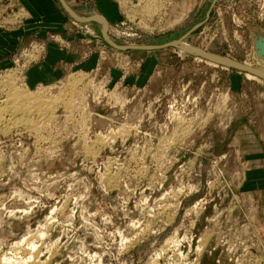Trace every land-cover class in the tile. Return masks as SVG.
I'll list each match as a JSON object with an SVG mask.
<instances>
[{
	"label": "rangeland",
	"instance_id": "374dc122",
	"mask_svg": "<svg viewBox=\"0 0 264 264\" xmlns=\"http://www.w3.org/2000/svg\"><path fill=\"white\" fill-rule=\"evenodd\" d=\"M55 4L58 26L40 27L0 0V102L48 103L0 122V258L264 264V81L177 48L117 51ZM69 5L106 16L119 46L187 41L264 71V0ZM39 64L58 76L42 82ZM19 117L31 123L8 125Z\"/></svg>",
	"mask_w": 264,
	"mask_h": 264
},
{
	"label": "bare ground",
	"instance_id": "6f19581e",
	"mask_svg": "<svg viewBox=\"0 0 264 264\" xmlns=\"http://www.w3.org/2000/svg\"><path fill=\"white\" fill-rule=\"evenodd\" d=\"M72 13L76 16V17H78L79 19H81V20H93V19H96V18H100V17H98V15L97 14H95V13H91V14H89V15H86V16H84V15H80V14H78V13H74L73 11H72ZM96 22V24L99 26V29H100V34L102 33V30H103V24H102V22L101 21H95ZM148 28V27H147ZM146 28V29H147ZM89 37H91V38H94L96 41H98L99 43H102L101 42V37H97V36H94V35H90ZM264 40V39H263ZM263 40H261V41H263ZM259 41H260V39H259ZM264 42V41H263ZM103 44V43H102ZM258 46V45H257ZM260 46V45H259ZM262 46H264V44L262 45ZM259 48V47H258ZM257 48V49H258ZM255 49H256V47H255ZM177 50L179 51V53L182 55V56H185L186 54H188V53H190V52H193L196 56H205V57H203V58H205V62H207V63H209V64H212V63H219V64H223V65H225L226 67H237V69L239 68V69H245V70H247V72H249V73H251V74H253L254 76H251L250 74H247L246 76L248 77V78H255V79H257V80H262V81H264V71H260V70H254V69H252L251 68V66L249 65V64H245L244 66H239L238 64H236V63H233L232 61H229V60H227V59H224V58H222L221 60H219V59H216V58H214V56L213 55H207V53H202V52H200V51H198V50H196V49H193L192 47H190V45H189V43L187 42V41H181V45L177 48ZM259 50H260V48H259ZM261 52H262V50H261ZM260 52V53H261ZM191 54V53H190ZM263 57V56H262ZM261 58V57H260ZM200 59V58H199ZM202 59V58H201ZM260 60H263L264 61V57L263 58H261ZM215 65V64H214ZM212 66H213V64H212ZM80 78V77H79ZM75 80V79H74ZM80 80V79H79ZM9 82V81H8ZM11 82V81H10ZM15 84V83H14ZM69 85V84H68ZM6 86V85H5ZM17 87V86H16ZM21 87V86H20ZM41 88H43V87H41ZM49 88V87H48ZM21 89H22V87H21ZM27 90V89H26ZM38 90H39V88H38ZM43 90H46V89H43ZM31 92V91H30ZM30 92L29 93H23V94H17V95H15V96H11V95H9V98H7V100H5V101H1L0 102V104L2 103V104H4V106H3V108H0V122H2L1 120H3L4 122H6V120H5V118H4V116H3V114L4 113H10L12 116H16L17 117V115L19 114H21V115H24V114H29V113H33V112H37V113H42V112H44L45 113V111H46V109H44V108H42V107H40L42 104L43 105H45V107H47L48 106V103H42L41 105L40 104H38L37 103V101L36 100H38V95H33L32 93L30 94ZM38 92V91H37ZM42 92V91H41ZM39 93V92H38ZM41 95H43L42 93H41ZM82 97V96H81ZM6 99V98H5ZM40 99V98H39ZM41 101V100H40ZM81 101V100H80ZM79 101V102H80ZM63 102V101H62ZM55 103H57V101L55 100L54 101V104ZM58 106V105H57ZM71 106V105H70ZM64 108H67V107H64ZM83 109V108H82ZM85 111V110H84ZM82 112V111H81ZM83 115V114H82ZM2 116H3V119H2ZM7 118V117H6ZM89 118V117H88ZM93 118V117H92ZM15 119V118H14ZM84 120V119H83ZM9 123L10 124H16V126L17 125H21L22 123H25V124H28V123H31L30 121H27V120H22L20 117H19V119H16V120H14V121H8V125H9ZM86 123V122H85ZM2 124H4V123H2ZM37 124V123H36ZM44 124V123H43ZM30 125V124H29ZM5 127V126H4ZM25 129V128H24ZM33 130V129H32ZM83 131V130H82ZM111 133H113V132H111ZM115 135V134H114ZM98 136V135H97ZM102 143V142H101ZM40 235V234H39ZM43 233L41 232V235H40V238L41 237H43ZM26 239V238H25ZM26 243V242H25ZM179 242H177V240L176 241H174L173 242V244H175V247H177L179 244H178ZM28 245H30L29 243H28ZM28 248H29V246H28ZM30 248H31V250L34 252L35 250H37L36 249V247H35V245H34V243H32L31 245H30ZM31 252V251H30ZM36 252V251H35ZM34 252V253H35ZM34 253L33 254H31L28 258H20V261H16V260H14L13 258H11V257H8V256H6V255H3V257H1L0 258V264H36L34 261L36 260H34ZM19 254V253H18ZM17 255V254H16ZM53 255V254H52ZM37 256V255H36ZM16 257H18V256H16ZM15 258V257H14ZM157 258H158V256H157ZM15 259H17V258H15ZM18 260V259H17ZM37 261V260H36ZM38 264V263H37ZM48 264V263H47Z\"/></svg>",
	"mask_w": 264,
	"mask_h": 264
},
{
	"label": "crops",
	"instance_id": "0c3cea01",
	"mask_svg": "<svg viewBox=\"0 0 264 264\" xmlns=\"http://www.w3.org/2000/svg\"><path fill=\"white\" fill-rule=\"evenodd\" d=\"M55 1L60 5V7L62 8V10L64 11L65 14L71 20H74L65 12V10L61 6L59 0H20V4H21L20 7L23 10L24 16L28 15L32 19H35V22H40L39 23L40 27L44 26V24H46V25L50 24V26H53V25L58 26L60 14L58 11V6H57V4H55L56 3ZM64 1H65L66 5L68 6V8L71 10V12L73 11L74 13H76L69 5V4H71V0H64ZM101 3L103 5L106 4L105 2H101ZM98 17L104 19L106 22L108 21V18L104 15L99 14ZM75 22H77V21L74 20V23ZM77 23L82 24V25L85 24V23H80V22H77ZM91 23H87V24H91ZM93 23H96V22L94 21ZM49 48L50 49H49L48 54L50 57L49 59H51L49 65H51V68H53L54 64L57 62L58 51L56 50V48H53V46H51ZM36 68H37V70H35V74L37 75V78H39L42 82H50V81L54 80L59 74V71H53V70L52 71H46L48 67L45 65H42V64H39L38 67H36ZM260 157H262V156H259V159H260ZM259 178L261 179V176ZM249 179H250V181H252L250 175H249Z\"/></svg>",
	"mask_w": 264,
	"mask_h": 264
},
{
	"label": "water",
	"instance_id": "95a60500",
	"mask_svg": "<svg viewBox=\"0 0 264 264\" xmlns=\"http://www.w3.org/2000/svg\"><path fill=\"white\" fill-rule=\"evenodd\" d=\"M61 6L63 7V9L65 10V12L75 21L80 22V23H91L94 21H101L103 24V30L101 33V42L105 45L110 46L111 48L120 51V52H126V51H149V52H154V51H158V50H162V49H166V48H178L181 45V41H173V42H169L163 45H133V46H119L115 43H113L109 37H108V30H109V25L108 22H106L104 19L102 18H96V19H91V20H81L78 17H76L71 10L68 8V6L66 5L64 0H59ZM90 39H94L89 37ZM191 54H194L193 52H190ZM205 53V52H204ZM195 55V54H194ZM207 55H209V53H207ZM212 55V54H211ZM201 57H205L204 55ZM214 58L221 60L222 57L219 56H214ZM244 71H247L245 69H241Z\"/></svg>",
	"mask_w": 264,
	"mask_h": 264
}]
</instances>
